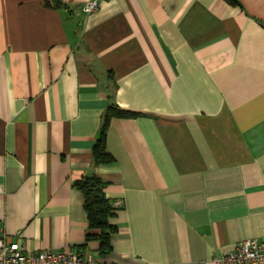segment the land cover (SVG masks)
<instances>
[{
    "label": "crops",
    "instance_id": "0c3cea01",
    "mask_svg": "<svg viewBox=\"0 0 264 264\" xmlns=\"http://www.w3.org/2000/svg\"><path fill=\"white\" fill-rule=\"evenodd\" d=\"M0 0V234L102 264H217L264 236V0ZM109 164L93 147L108 108ZM115 215L99 254L75 182Z\"/></svg>",
    "mask_w": 264,
    "mask_h": 264
},
{
    "label": "trees",
    "instance_id": "16d2710c",
    "mask_svg": "<svg viewBox=\"0 0 264 264\" xmlns=\"http://www.w3.org/2000/svg\"><path fill=\"white\" fill-rule=\"evenodd\" d=\"M235 2V0H231ZM56 7H61L60 0H55ZM137 113L121 110L110 106L105 115L102 130L93 147V155L97 164H109L114 158L107 152V131L112 118L133 117ZM75 187L84 198V208L88 215L90 234L87 242L98 241L100 243L99 254L101 257L110 255L113 251L112 237L117 229L111 224L115 215V207L105 194L106 183L99 177L86 176L75 182Z\"/></svg>",
    "mask_w": 264,
    "mask_h": 264
},
{
    "label": "built area",
    "instance_id": "2783aa9c",
    "mask_svg": "<svg viewBox=\"0 0 264 264\" xmlns=\"http://www.w3.org/2000/svg\"><path fill=\"white\" fill-rule=\"evenodd\" d=\"M105 0H90L87 13L98 11ZM217 264H264V236L244 240L236 248L214 259ZM0 264H102L94 256L85 257L76 250L28 251L24 243L0 234Z\"/></svg>",
    "mask_w": 264,
    "mask_h": 264
}]
</instances>
